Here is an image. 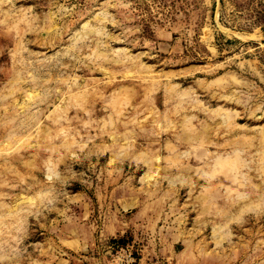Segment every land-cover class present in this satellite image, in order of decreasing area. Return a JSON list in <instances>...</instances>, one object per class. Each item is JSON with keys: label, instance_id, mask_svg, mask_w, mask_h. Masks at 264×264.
<instances>
[{"label": "rangeland", "instance_id": "374dc122", "mask_svg": "<svg viewBox=\"0 0 264 264\" xmlns=\"http://www.w3.org/2000/svg\"><path fill=\"white\" fill-rule=\"evenodd\" d=\"M125 247L264 264V0H0V264Z\"/></svg>", "mask_w": 264, "mask_h": 264}, {"label": "built area", "instance_id": "2783aa9c", "mask_svg": "<svg viewBox=\"0 0 264 264\" xmlns=\"http://www.w3.org/2000/svg\"><path fill=\"white\" fill-rule=\"evenodd\" d=\"M125 250L121 249L123 252V258L121 261V264H136V257L134 256V253L130 248L127 249V247L124 248Z\"/></svg>", "mask_w": 264, "mask_h": 264}, {"label": "crops", "instance_id": "0c3cea01", "mask_svg": "<svg viewBox=\"0 0 264 264\" xmlns=\"http://www.w3.org/2000/svg\"><path fill=\"white\" fill-rule=\"evenodd\" d=\"M118 231L119 230H117L116 232L118 233ZM87 255H88V257H86V256H83V257H81V258H78V259H74V260H72V264H97L96 263V260L97 259H95V258H93L92 256H89V253L87 252ZM136 264H142L141 263V260L140 259H138L137 260V262H136Z\"/></svg>", "mask_w": 264, "mask_h": 264}]
</instances>
